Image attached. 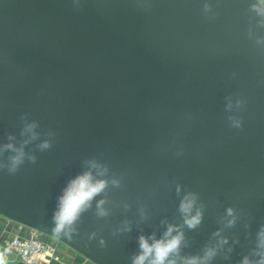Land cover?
I'll list each match as a JSON object with an SVG mask.
<instances>
[{"label":"water","instance_id":"95a60500","mask_svg":"<svg viewBox=\"0 0 264 264\" xmlns=\"http://www.w3.org/2000/svg\"><path fill=\"white\" fill-rule=\"evenodd\" d=\"M256 9L261 0H0V214L94 264H133L139 238L169 225L183 233L177 264H259ZM8 144L24 152L15 171ZM85 172L106 187L57 233L59 199ZM189 194L194 228L180 211Z\"/></svg>","mask_w":264,"mask_h":264},{"label":"clouds","instance_id":"9594fccd","mask_svg":"<svg viewBox=\"0 0 264 264\" xmlns=\"http://www.w3.org/2000/svg\"><path fill=\"white\" fill-rule=\"evenodd\" d=\"M261 3L264 4V0H261ZM253 7L255 8V5ZM256 10L258 14L264 15V9ZM33 127L34 125H29V130ZM48 146L45 143L41 147L47 148ZM5 147L12 149L16 153L10 158L12 164L10 171H15L17 166L23 162V149H16L12 144H8ZM106 183L105 180H94L91 172H85L72 179L59 199L58 209L54 215L55 231L60 233L65 229H71L80 214L90 205L93 198L105 189ZM194 203L195 197L189 194L180 204V211L184 214L185 224L189 228H194L200 223L201 219L199 211L194 216L189 215ZM101 214L103 215L104 213L101 212ZM228 214H232V209H228ZM229 223L231 224L233 221H229ZM174 231H177L175 227L169 225L164 237L162 239L152 238L151 243L148 238L141 236L139 238L140 252L133 257V264H177L172 257L179 254L183 233L177 231V234L173 235ZM259 235L261 237V246H264V231ZM214 254L213 249L207 250L205 259L212 257ZM185 264H200V260L196 257L188 258ZM244 264H249L247 258L244 260ZM259 264H264V259Z\"/></svg>","mask_w":264,"mask_h":264},{"label":"crops","instance_id":"0c3cea01","mask_svg":"<svg viewBox=\"0 0 264 264\" xmlns=\"http://www.w3.org/2000/svg\"><path fill=\"white\" fill-rule=\"evenodd\" d=\"M15 235L24 238L30 236L40 237L53 246V253L43 259L40 264H94L61 241L39 235V233L34 232L30 228L19 225L0 214V252L7 258L8 264H21L20 257L15 251L3 248V242Z\"/></svg>","mask_w":264,"mask_h":264},{"label":"built area","instance_id":"2783aa9c","mask_svg":"<svg viewBox=\"0 0 264 264\" xmlns=\"http://www.w3.org/2000/svg\"><path fill=\"white\" fill-rule=\"evenodd\" d=\"M5 250L15 251L21 264H40V262L53 253V246L47 241L36 237L13 236L3 242ZM0 264H8L7 258L0 252Z\"/></svg>","mask_w":264,"mask_h":264},{"label":"rangeland","instance_id":"374dc122","mask_svg":"<svg viewBox=\"0 0 264 264\" xmlns=\"http://www.w3.org/2000/svg\"><path fill=\"white\" fill-rule=\"evenodd\" d=\"M39 235H41V234H39ZM40 238V237H39Z\"/></svg>","mask_w":264,"mask_h":264}]
</instances>
